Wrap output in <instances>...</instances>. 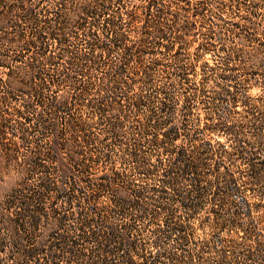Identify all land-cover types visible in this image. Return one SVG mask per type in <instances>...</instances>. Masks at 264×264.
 Masks as SVG:
<instances>
[{
    "label": "rangeland",
    "instance_id": "obj_1",
    "mask_svg": "<svg viewBox=\"0 0 264 264\" xmlns=\"http://www.w3.org/2000/svg\"><path fill=\"white\" fill-rule=\"evenodd\" d=\"M69 180L94 191L83 217L108 204V222L137 248L180 256L172 212L192 230L195 262L252 264L250 225L264 214V0H0V212L23 183H51L44 205L76 212ZM215 215L223 226L208 224ZM2 235L7 262L16 248L3 219Z\"/></svg>",
    "mask_w": 264,
    "mask_h": 264
},
{
    "label": "trees",
    "instance_id": "obj_2",
    "mask_svg": "<svg viewBox=\"0 0 264 264\" xmlns=\"http://www.w3.org/2000/svg\"><path fill=\"white\" fill-rule=\"evenodd\" d=\"M20 8H24V3L20 4ZM140 41L141 39L138 42ZM184 152V146L177 149L178 155ZM60 165L62 172L68 169L65 163ZM118 175V171L113 172L115 178ZM165 181L171 186L177 184L175 176ZM67 184L73 186V194L68 204L73 206L75 202V205L80 206V210L76 212L68 213L61 210L54 200L48 207L44 205V199L50 198L51 183L42 184L39 189L23 183L5 197L1 204L0 220L3 219L6 224L10 245L16 250L8 254L9 260L6 262L2 252L6 251L8 244L5 237L0 236V264H92L90 260H83L84 256L90 259L93 257L92 259H95L93 264H154L155 260H160L161 257L170 258L172 264H182L187 258H190L188 264H202L195 262L194 253L186 252L184 248L192 234L191 228L186 222L174 219L172 212L168 213L164 221H167V225L171 223V228L174 230L173 239L176 241L177 248L182 250L178 257L166 248H159L155 251L145 247L137 248L129 233L116 229L108 222L104 211L108 209V204H104L102 211H98L95 216L83 217V208H96L97 200L94 199V191L86 193L84 188L82 189L79 184L76 186L75 181L72 180L67 181ZM212 213L216 214L215 211ZM68 214H72L75 221L71 228H66L64 224V219ZM217 216L215 215L211 220L208 219V224L212 227L224 225V221ZM40 227L44 230H51L48 231L44 241L35 244L38 235L36 233ZM250 230L254 233L250 237L251 242H248L245 248V256L254 259L252 264H264V214L256 217L254 224L250 225ZM85 237L95 242L96 251L84 252ZM22 240L25 241L24 247L23 243L21 244ZM225 252L226 249L217 250L219 256Z\"/></svg>",
    "mask_w": 264,
    "mask_h": 264
}]
</instances>
